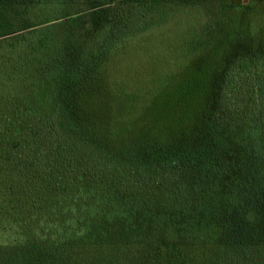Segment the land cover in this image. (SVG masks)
I'll return each mask as SVG.
<instances>
[{"label": "trees", "instance_id": "trees-1", "mask_svg": "<svg viewBox=\"0 0 264 264\" xmlns=\"http://www.w3.org/2000/svg\"><path fill=\"white\" fill-rule=\"evenodd\" d=\"M0 155V264H264V0H0Z\"/></svg>", "mask_w": 264, "mask_h": 264}, {"label": "rangeland", "instance_id": "rangeland-1", "mask_svg": "<svg viewBox=\"0 0 264 264\" xmlns=\"http://www.w3.org/2000/svg\"><path fill=\"white\" fill-rule=\"evenodd\" d=\"M184 15H182V17H184ZM166 29H168V31H166ZM175 33L173 30H171V28H165L162 30H153L149 33H145L142 34L140 37H137L135 39H132L131 41L126 43V48L123 49L126 50V52L123 55V59L124 61V66L126 65L127 69H129L128 71H126L125 69V75H126V79L129 80H133L135 79V77H138V74H142L144 73L145 69H147L146 67L150 64V62H154L157 58V56L159 55L160 50L158 51V49H160V47L165 46L162 45V43H164L163 41H166L165 39L168 38H172V36H174ZM151 37H155V41L154 43L152 42H146L147 39L151 38ZM238 86L241 87L240 82L238 83ZM244 96L240 95V99L243 100ZM27 139V138H26ZM28 139H30L28 137ZM29 144V141H28ZM26 140L25 138L21 139V146H26ZM30 147V146H29ZM35 147V145H33V148L30 147V150H28V153L26 154L28 158H30L31 156H34L31 154V149L33 150ZM18 153V152H17ZM13 155H10L8 157L9 160H12L15 158ZM2 155H0L1 157ZM4 157V156H2ZM9 232V231H7ZM13 231L8 233L6 232H0V242H5V241H9L14 237H10L12 235Z\"/></svg>", "mask_w": 264, "mask_h": 264}]
</instances>
